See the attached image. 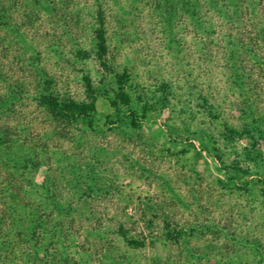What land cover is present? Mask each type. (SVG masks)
Masks as SVG:
<instances>
[{
    "label": "rangeland",
    "instance_id": "374dc122",
    "mask_svg": "<svg viewBox=\"0 0 264 264\" xmlns=\"http://www.w3.org/2000/svg\"><path fill=\"white\" fill-rule=\"evenodd\" d=\"M15 1L3 0L9 10L8 20L16 26L24 45L15 44L0 30L2 59L9 62L19 47L29 49L28 53L40 54V67L54 79L60 94L82 99L84 74L92 77L95 88L106 91L107 96L96 100L97 136L84 145L71 141L64 146L68 148L72 143L70 150L81 156L83 175L92 167L96 179L93 186L101 198L99 207L111 219L106 225L115 227L120 221L131 235L144 231L158 237L156 244L131 250L111 235L123 263L264 264V194L255 181L257 175H264V89L249 98L255 102L254 117L258 120L256 141L250 150L244 140L230 141L225 136L226 125L239 127L247 120L238 110L243 98L237 92L233 94L226 72L218 68L216 59H197L198 47L189 34H178L180 43L185 44L176 53V18L169 28L165 16L156 15L147 0H102L108 19L110 70L96 59L90 28H82L93 19L90 12L84 11V24L80 22L71 30L79 37L78 47H92V59L73 58L78 47L71 45L64 33L68 28L65 21L83 7L85 0H65L63 9L56 4L58 0H52L56 10L48 0ZM87 2L90 5L93 0ZM123 71L131 76L128 85L135 98L132 107L141 108L138 96L150 106L136 129L116 120L118 114L107 98L113 95V88L117 89L114 73ZM162 83L166 84V92L160 88ZM204 97L213 112L203 102ZM11 116L24 149L33 143L32 138L35 144L45 141L43 131L49 122L30 98L16 102ZM201 142L207 144L206 150ZM52 147L48 142L49 154ZM245 147L250 150L248 155ZM101 149L102 154L94 155ZM73 160L66 159L65 165ZM234 161L252 174L247 188L226 184V168ZM46 167L41 164L36 171L35 184L42 181ZM159 207L165 214H174L176 229L184 231L176 242L164 239ZM151 220L154 224L148 228ZM69 251V263L80 264L85 253L78 255L74 248ZM17 253V244L12 240L10 248H0V264H23ZM88 261L99 264L94 258Z\"/></svg>",
    "mask_w": 264,
    "mask_h": 264
},
{
    "label": "trees",
    "instance_id": "16d2710c",
    "mask_svg": "<svg viewBox=\"0 0 264 264\" xmlns=\"http://www.w3.org/2000/svg\"><path fill=\"white\" fill-rule=\"evenodd\" d=\"M48 1L55 5L54 1ZM147 2L156 15L165 16L169 28L176 18V53L185 44L180 43L178 34H183V37L189 34L192 43L198 47L195 51L197 59L207 62H215L216 59L218 68L226 72L227 83L233 94L237 92L243 98L238 110L242 118L248 121L239 127L226 125L225 136L230 141L236 138L244 140L251 150L256 141L258 120L254 117L255 102H250L249 98L255 94L260 95L264 89V0ZM56 4H61L63 9L67 2L58 0ZM82 5L84 8H77L65 21V26L68 23V28L64 29V33L69 36L67 40L78 47L79 37L73 35L71 29L83 23L84 11L90 12L93 19L88 24L83 23L82 28H90L96 59L105 69H110L107 60L108 19L103 2L93 0L89 5L85 0ZM8 11L3 0H0V30L5 31L9 40H15V44L19 42L22 46L24 44L20 42L23 40L16 26L8 20ZM4 50L8 51L7 47ZM28 50L19 47L9 62L0 55V248H10L14 240L19 250L15 256L23 264H70L67 254L73 248L78 255L80 252L85 253V256L80 257V264H90L88 258L97 259L99 264H124L121 254L116 252L117 246L111 235L121 239L125 248L131 250L156 244L158 237L144 231L139 235H131L130 229L120 221L116 222L115 227L106 225V220L111 219L99 207L101 198L96 195L97 190L93 186L96 179L93 170H90L92 167L83 175V167L79 163L81 156L70 150L72 143L68 148L64 146L65 142L71 141L84 145L97 136L94 125L96 100L98 96H104L106 91L95 88L92 77L84 74L82 81L85 95L82 99L60 94L54 79L40 67V54L37 52L34 55L28 53ZM92 51V47H78L72 55L73 58H79V61H85L94 57ZM207 52L208 57L204 58ZM114 76L117 89L113 88V95L107 98L118 114L116 120L127 122L129 128H139L150 106L138 96L139 103L142 102L141 108L132 107L135 98L128 85L131 76L126 71L116 72ZM160 88L166 92V84L162 83ZM24 98H30L49 122V127H44L43 131L47 136L45 141L35 144L32 138L33 143L25 145V149L24 141L19 143L14 118L10 117V113L13 115L15 111L16 102ZM202 100L209 106V111L213 112L208 98ZM123 108L126 112H123ZM48 142L53 145L50 154L46 148ZM201 146L206 150L207 144L201 142ZM246 150L248 155L250 150ZM102 151H95L94 155H100ZM68 158L74 160L70 165H65ZM215 158L219 160L220 156L216 155ZM41 164L47 166L45 174L42 181L35 184L33 176ZM226 169H229L225 175L226 184L239 189L247 188L252 181L249 169L237 161ZM255 181L260 184L264 194V175H257ZM159 209L165 225L164 239L176 242L184 231L176 229L174 214L168 215L163 208ZM152 224L153 220L147 222L146 226L150 228Z\"/></svg>",
    "mask_w": 264,
    "mask_h": 264
}]
</instances>
